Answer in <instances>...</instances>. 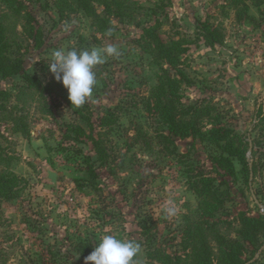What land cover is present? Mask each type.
<instances>
[{
	"label": "rangeland",
	"instance_id": "1",
	"mask_svg": "<svg viewBox=\"0 0 264 264\" xmlns=\"http://www.w3.org/2000/svg\"><path fill=\"white\" fill-rule=\"evenodd\" d=\"M0 21L23 73L45 86L42 94L23 73L0 77V174L16 177L14 198L0 199V264H84L76 242L91 238L96 247L104 235L139 243L136 264H197L202 242L188 239L197 199L187 170L225 181L222 207L210 219L218 232L238 238L242 213L264 218V0H0ZM199 21L209 23V40L198 36ZM151 28L166 43H185L177 68L152 53ZM109 44L120 55L95 66L92 96L81 106L91 127L66 103L48 63L55 50ZM165 74L173 81L170 89L165 79L167 91ZM159 97L200 128V136L172 135L173 154L155 109ZM66 124L87 134L93 128L104 147L88 137L75 146ZM217 126L252 145L249 177L236 158L234 176L212 164L220 149L208 132ZM87 157L95 190L75 180ZM204 239L217 262L218 244ZM259 241L255 255L244 256L248 264H264V236Z\"/></svg>",
	"mask_w": 264,
	"mask_h": 264
},
{
	"label": "trees",
	"instance_id": "2",
	"mask_svg": "<svg viewBox=\"0 0 264 264\" xmlns=\"http://www.w3.org/2000/svg\"><path fill=\"white\" fill-rule=\"evenodd\" d=\"M20 8H22V4ZM200 35L201 37L207 38L211 36V27L208 22L199 21ZM149 36V44L151 46L152 53L164 60L172 67H178L180 56L185 53L186 47L185 43L180 41H170L164 42L158 35L157 29L151 28L147 30ZM39 45V44H37ZM23 73V58L12 51L9 43L6 41L4 29L0 21V77L8 78L13 75ZM23 78L29 86L36 89L39 93H44L45 86L42 82L35 76L23 73ZM167 78L168 86L173 87L172 78L165 74L164 83L161 82V90L167 91V85L165 79ZM171 96V95H170ZM171 98V97H169ZM66 103L74 111V113L83 119V121L88 126H93L90 121V116L83 112L82 107L75 108L71 107L67 97L65 98ZM172 100L164 99L159 97L156 102L155 109L157 110L159 117L163 120L167 126L170 134L163 135L167 141V146L169 144L174 145L172 135H176L180 138H186L189 136H200V128L188 120L183 119L177 110L176 114L172 113L174 106L172 105ZM1 108V107H0ZM180 116V117H176ZM103 126V124H101ZM67 129L64 130V134L67 135L66 139L73 142L76 146L77 143L81 142L82 138L88 137L92 142L97 143L99 139H95L92 135L93 128L87 134L85 129L78 124L71 125L66 124ZM62 129V126H60ZM63 130V129H62ZM232 130L229 127L217 126L209 130V137L213 140L212 142L220 149L219 155H212V164H218V170L222 168L226 175H236L240 170H236L231 157L239 160L242 169H246L247 176L249 177L254 171V165L249 162L246 153L248 151L252 152V145L248 142L242 140L240 136H233ZM99 140V145L104 147ZM63 146V145H61ZM76 148V147H75ZM77 149V148H76ZM170 154L174 151L169 148ZM78 151V150H76ZM226 153L227 156L222 155ZM83 167L84 176L82 178H76V184L79 187L96 189L95 181V167L92 162H89V158H85L81 161ZM197 170V168H196ZM216 172L205 171L201 169L196 173L191 171H186L187 187L191 192L194 193L197 199V219L189 223V228L187 230L188 239L200 240L201 250L197 249L195 253V259H198L197 264H248L249 258L255 255V252L260 246L259 238L264 236V218L254 217L242 213L238 217L239 228L237 229L238 238H233L230 236H225L218 232V229L213 225L214 222L210 221L211 218L220 210L223 201L225 199V191L227 190L225 181L216 182ZM15 181L16 177L0 174V199L1 198H14L15 192ZM247 187L251 188L250 181L247 179ZM251 190V189H250ZM212 235L218 244V255L216 256L217 262L213 261L212 251L209 249L208 243L204 239V235ZM95 247L93 240L89 239H79L75 248L76 251L81 255L83 261L84 257L89 255L93 248ZM246 253L250 254V257L246 259L244 256ZM167 259L178 258V256L171 257L168 253L164 254ZM159 258V257H157ZM204 258V260H202ZM215 262V263H214Z\"/></svg>",
	"mask_w": 264,
	"mask_h": 264
},
{
	"label": "clouds",
	"instance_id": "3",
	"mask_svg": "<svg viewBox=\"0 0 264 264\" xmlns=\"http://www.w3.org/2000/svg\"><path fill=\"white\" fill-rule=\"evenodd\" d=\"M118 55V48L111 44L102 49L79 52L62 48L53 51L48 70L67 90L71 107L79 108L92 96L96 84L95 66L103 64L109 56ZM139 252L140 244L135 241L104 235L91 253L84 257V264H136L134 258Z\"/></svg>",
	"mask_w": 264,
	"mask_h": 264
},
{
	"label": "water",
	"instance_id": "4",
	"mask_svg": "<svg viewBox=\"0 0 264 264\" xmlns=\"http://www.w3.org/2000/svg\"><path fill=\"white\" fill-rule=\"evenodd\" d=\"M46 174H47V178L49 179V181L51 182H55L56 181V173L53 170L50 169H46Z\"/></svg>",
	"mask_w": 264,
	"mask_h": 264
}]
</instances>
